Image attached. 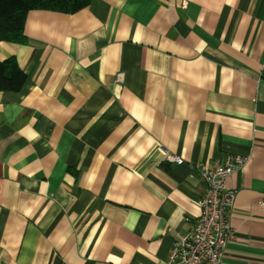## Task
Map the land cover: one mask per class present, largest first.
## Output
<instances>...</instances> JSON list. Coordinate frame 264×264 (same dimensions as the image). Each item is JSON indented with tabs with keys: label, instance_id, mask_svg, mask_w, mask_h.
<instances>
[{
	"label": "crops",
	"instance_id": "crops-1",
	"mask_svg": "<svg viewBox=\"0 0 264 264\" xmlns=\"http://www.w3.org/2000/svg\"><path fill=\"white\" fill-rule=\"evenodd\" d=\"M24 33L0 42L26 75L0 90V264H168L231 153L223 262L264 264V0H90Z\"/></svg>",
	"mask_w": 264,
	"mask_h": 264
},
{
	"label": "built area",
	"instance_id": "built-area-1",
	"mask_svg": "<svg viewBox=\"0 0 264 264\" xmlns=\"http://www.w3.org/2000/svg\"><path fill=\"white\" fill-rule=\"evenodd\" d=\"M118 81L123 74H118ZM167 159L182 164L184 159L168 154ZM246 157L231 153L213 167L199 166L204 188L198 202L201 214L190 228L177 233L168 256V264H224L226 248L232 238L231 215L236 190L227 179L244 164Z\"/></svg>",
	"mask_w": 264,
	"mask_h": 264
},
{
	"label": "trees",
	"instance_id": "trees-1",
	"mask_svg": "<svg viewBox=\"0 0 264 264\" xmlns=\"http://www.w3.org/2000/svg\"><path fill=\"white\" fill-rule=\"evenodd\" d=\"M90 0H0V42L24 43L25 22L31 10L76 13ZM26 75L14 57L0 59V90H19Z\"/></svg>",
	"mask_w": 264,
	"mask_h": 264
}]
</instances>
